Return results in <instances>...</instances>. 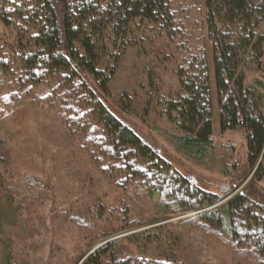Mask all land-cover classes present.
<instances>
[{"label": "trees", "instance_id": "1", "mask_svg": "<svg viewBox=\"0 0 264 264\" xmlns=\"http://www.w3.org/2000/svg\"><path fill=\"white\" fill-rule=\"evenodd\" d=\"M198 2L204 9L201 42L180 17L186 12L182 0L179 4L177 0H0V22L16 28L10 53L24 75L21 78L52 79V92L65 108L68 127H96L87 139L93 150L115 162L140 186L158 191L157 216L200 211L191 220L198 234L214 236L264 264V202L256 186L264 178V0ZM156 41L166 45L157 48L163 57L176 61V90L159 102L178 131L173 135L176 149L198 161L210 156L213 80L219 130L244 131L242 178L251 174L247 192H237L218 204L229 192L216 194L190 183L101 101L100 96L109 94V82L125 51L138 47L140 52L154 47ZM1 65L6 68L4 62ZM76 88L84 93L76 96ZM136 206L121 199L109 213H116L126 228H132L147 219ZM87 211L79 221L87 238L96 235L91 243L113 233L112 227L105 226L99 234V228L88 222L95 211ZM190 235L193 241L199 238ZM177 238L158 226L109 241L85 256L80 253L72 264H146L134 252L141 248L151 253L150 264H183V251L196 249L188 245L179 250ZM0 264H8L7 259Z\"/></svg>", "mask_w": 264, "mask_h": 264}, {"label": "rangeland", "instance_id": "2", "mask_svg": "<svg viewBox=\"0 0 264 264\" xmlns=\"http://www.w3.org/2000/svg\"><path fill=\"white\" fill-rule=\"evenodd\" d=\"M182 1L186 12L179 15L201 42L205 39L203 6L198 0ZM16 34L15 27L0 22V262L6 258L8 264H72L80 253L85 256L109 241L160 226L178 237L179 250L195 246L196 251H183L187 259H182L183 264H257L250 255L239 254L216 237L198 234L191 220L200 211L157 216L158 191L140 186L115 162L93 150L87 139L96 127H68L65 108L52 92V79L21 78L24 75L10 53ZM158 42L140 52L138 47L125 51L109 82V94L100 96L101 101L190 183L216 194L229 192L218 204L237 192H247L251 174L242 178L246 169L244 131L219 130L213 80L210 156L198 161L176 149L173 135L178 131L159 104L176 90V61L163 57L166 45ZM80 91L76 88L74 94L84 93ZM71 105L76 107L72 100ZM256 186L264 202V178ZM121 199L132 206L138 204L134 208L147 216L145 222L126 228L122 217L109 213ZM90 208L96 215L88 222L99 228V234L105 226L113 228V233L93 243L90 239L96 235L87 238L79 221ZM190 232L200 239L193 241ZM134 252L150 264V252L143 248Z\"/></svg>", "mask_w": 264, "mask_h": 264}]
</instances>
